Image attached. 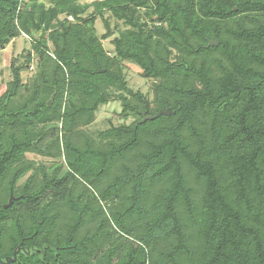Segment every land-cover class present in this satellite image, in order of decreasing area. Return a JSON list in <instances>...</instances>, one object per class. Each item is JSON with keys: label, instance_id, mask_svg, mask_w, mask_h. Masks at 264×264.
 Returning <instances> with one entry per match:
<instances>
[{"label": "trees", "instance_id": "16d2710c", "mask_svg": "<svg viewBox=\"0 0 264 264\" xmlns=\"http://www.w3.org/2000/svg\"><path fill=\"white\" fill-rule=\"evenodd\" d=\"M24 33L0 95L12 264H264V0H0V51Z\"/></svg>", "mask_w": 264, "mask_h": 264}, {"label": "rangeland", "instance_id": "374dc122", "mask_svg": "<svg viewBox=\"0 0 264 264\" xmlns=\"http://www.w3.org/2000/svg\"><path fill=\"white\" fill-rule=\"evenodd\" d=\"M46 4H50L51 0H43ZM83 2H90L94 0H82ZM106 16H111L109 11L106 12ZM112 22L114 21L113 18ZM100 32L105 31L101 19H98L97 22ZM104 44L108 47H111L112 44L110 41H104ZM31 48V39L27 35H22L21 37L16 38L11 43H9L6 48L0 51V95L6 88L7 82L11 79V62L13 58L19 56L24 50ZM24 59V58H22ZM32 68L29 70L23 71V79L26 82L33 72L39 70L38 61L32 63ZM127 75L129 78V83L131 87L135 90L140 89L143 92H147L149 88V82L143 78L139 73V67L135 64H130L127 68ZM121 110V104L118 101L110 102L108 105L102 106L100 111L97 113V123L102 124L105 122V118L108 117L114 122L121 121L120 117L116 114L117 111ZM132 119H129L131 121ZM26 179V176L21 179V182Z\"/></svg>", "mask_w": 264, "mask_h": 264}, {"label": "water", "instance_id": "95a60500", "mask_svg": "<svg viewBox=\"0 0 264 264\" xmlns=\"http://www.w3.org/2000/svg\"><path fill=\"white\" fill-rule=\"evenodd\" d=\"M219 44V39H216V40H210L209 41V45H218ZM106 69H100L99 72H105ZM49 104H51V101H49ZM172 111L170 108L168 109H161L159 110L155 115H152V114H147L146 112H143V120L142 122H145L147 120H152L154 118H158L160 116H162L163 114L165 115H171ZM20 197H16L13 192L11 193V196H10V199H9V202L6 203L4 205L5 208H8V207H11L14 203L15 200H18ZM17 253L18 251H15V254H14V257L9 259L7 262H3L1 259H0V262L3 263V264H11L12 262L16 261L17 260Z\"/></svg>", "mask_w": 264, "mask_h": 264}, {"label": "flooded vegetation", "instance_id": "af4514ba", "mask_svg": "<svg viewBox=\"0 0 264 264\" xmlns=\"http://www.w3.org/2000/svg\"><path fill=\"white\" fill-rule=\"evenodd\" d=\"M10 199V198H9ZM9 200L6 202L8 203ZM4 203L3 206L6 204ZM5 249L2 250V247H1V242H0V259L3 261V262H7L9 259L13 258L12 254H9L8 251H9V247H4ZM13 263V262H12ZM11 263V264H12ZM0 264H3L0 262Z\"/></svg>", "mask_w": 264, "mask_h": 264}, {"label": "built area", "instance_id": "2783aa9c", "mask_svg": "<svg viewBox=\"0 0 264 264\" xmlns=\"http://www.w3.org/2000/svg\"><path fill=\"white\" fill-rule=\"evenodd\" d=\"M71 19H72V17H70ZM25 34V33H24ZM26 36H27V34H25ZM31 68H32V66H31Z\"/></svg>", "mask_w": 264, "mask_h": 264}]
</instances>
